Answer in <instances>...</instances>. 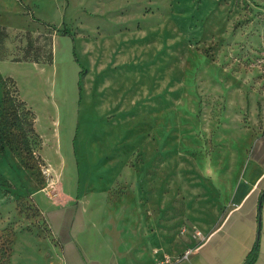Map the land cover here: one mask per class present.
<instances>
[{
    "label": "rangeland",
    "instance_id": "obj_1",
    "mask_svg": "<svg viewBox=\"0 0 264 264\" xmlns=\"http://www.w3.org/2000/svg\"><path fill=\"white\" fill-rule=\"evenodd\" d=\"M0 25V264H94L117 247L121 264L145 263L151 241L152 264L176 259L219 220L228 180L264 158V0H0ZM28 31L52 35L53 63L14 60ZM20 97L52 169L35 138L25 149ZM113 141L125 159L143 146L135 180L81 195L74 144L91 163Z\"/></svg>",
    "mask_w": 264,
    "mask_h": 264
},
{
    "label": "crops",
    "instance_id": "obj_2",
    "mask_svg": "<svg viewBox=\"0 0 264 264\" xmlns=\"http://www.w3.org/2000/svg\"><path fill=\"white\" fill-rule=\"evenodd\" d=\"M36 131L41 137V147L38 153L46 165L52 169L53 161L43 151L45 147H43L42 134L39 133L37 128ZM146 136L147 134L142 137L146 138ZM117 144L113 141L111 142V148H100L97 154H94L91 163L89 160L82 162L79 159L77 143L74 144L72 158H74V164L77 165V169L80 172L78 182L81 195L105 193L116 185L118 181L135 180L137 169L133 168V166L131 167L130 159L143 146L140 144L133 145V154L125 159L117 156L121 154L119 148L116 147ZM125 144L131 146L136 143L127 142ZM56 145V152L60 155L58 164L63 165L66 162V157L62 153V142L57 140ZM90 149H93L92 145H89L88 151ZM78 150H81V148ZM88 151L84 148L85 154ZM108 153L109 155H107ZM89 165L93 166V174L91 177L87 176L86 179L81 178L83 167L89 168ZM228 181V185H232L233 189L228 197L224 195V200L228 201V203L223 206L222 210L219 209V220L215 224L201 227L200 235L188 234L189 241L192 243L189 247L195 248L188 258L179 259L178 257L166 264H243L257 239L259 240V254L253 264H264V158L258 155L252 165L247 163L237 178L234 180L229 179ZM60 185L62 192H59V196L62 194L68 196L67 185L61 180ZM144 209V207H140L139 211L143 212ZM76 215L77 210L75 209L74 219ZM74 219H72L69 228L72 227ZM78 228L79 226H77V230ZM126 241L128 242V234L126 232L111 240L113 245L117 246L121 244L125 246ZM121 246L123 248V245ZM112 249H115V247ZM119 252L120 250L117 247L116 253H112L109 257H93L92 261L95 262L94 264H121ZM144 252L139 255L145 258V263L133 262L131 264H152L156 257L162 256L160 247L153 241L145 246ZM80 260L79 264L83 262L87 264L83 258Z\"/></svg>",
    "mask_w": 264,
    "mask_h": 264
},
{
    "label": "trees",
    "instance_id": "obj_3",
    "mask_svg": "<svg viewBox=\"0 0 264 264\" xmlns=\"http://www.w3.org/2000/svg\"><path fill=\"white\" fill-rule=\"evenodd\" d=\"M62 34L66 35L69 34L71 36H74V34L69 31L68 29L64 28L62 30ZM8 37L7 31L5 26L0 25V48L4 49V40ZM27 37V46L24 47L23 49V56L21 58H15V61H31L39 64H51L54 61V43H53V38L52 35L46 36L47 43L46 44H36L38 38L33 39L31 32L26 33ZM47 47V48H46ZM6 57V52L2 51L0 52V58L3 59ZM86 70H81V78L85 75ZM80 85V83H79ZM81 87V86H80ZM20 105L23 106V109L25 110V120L23 121L22 126L20 127L21 135H22V140L24 141L25 149L30 152L31 144L30 143V138H35L37 141L36 146H37V151L41 147V137L37 133L36 128H35V114L31 108L28 107L26 101H24L20 97ZM26 108V109H25ZM30 116V118H28ZM259 254V240L257 239L254 246L248 253L245 261L243 264H253ZM2 256L4 257V260L2 264H9L7 262L6 258V253L3 252Z\"/></svg>",
    "mask_w": 264,
    "mask_h": 264
},
{
    "label": "built area",
    "instance_id": "obj_4",
    "mask_svg": "<svg viewBox=\"0 0 264 264\" xmlns=\"http://www.w3.org/2000/svg\"><path fill=\"white\" fill-rule=\"evenodd\" d=\"M195 250V248H190L188 250H186L182 256L179 257V259H184V258H188V256ZM175 259H172L170 256H166L165 260L161 262V264H166V263H170Z\"/></svg>",
    "mask_w": 264,
    "mask_h": 264
},
{
    "label": "water",
    "instance_id": "obj_5",
    "mask_svg": "<svg viewBox=\"0 0 264 264\" xmlns=\"http://www.w3.org/2000/svg\"><path fill=\"white\" fill-rule=\"evenodd\" d=\"M260 203H261V200H260Z\"/></svg>",
    "mask_w": 264,
    "mask_h": 264
}]
</instances>
